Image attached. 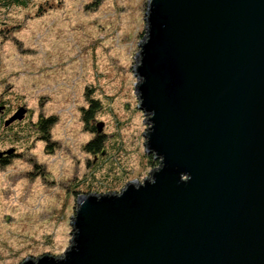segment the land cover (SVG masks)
<instances>
[{"label": "water", "instance_id": "1", "mask_svg": "<svg viewBox=\"0 0 264 264\" xmlns=\"http://www.w3.org/2000/svg\"><path fill=\"white\" fill-rule=\"evenodd\" d=\"M143 22L134 95L157 168L80 195L63 254L19 264H264V0H147Z\"/></svg>", "mask_w": 264, "mask_h": 264}, {"label": "rangeland", "instance_id": "2", "mask_svg": "<svg viewBox=\"0 0 264 264\" xmlns=\"http://www.w3.org/2000/svg\"><path fill=\"white\" fill-rule=\"evenodd\" d=\"M146 3L25 0L0 7V104L11 116L24 109L19 120L27 114L7 130L0 123V158L10 160L0 162V264L62 255L80 195L100 189L98 182L118 192L124 184L109 185L115 176L142 182L157 168L146 158V124L134 95ZM90 100L99 111L86 123ZM41 115L56 118L48 144L33 132ZM98 133L104 150L87 152Z\"/></svg>", "mask_w": 264, "mask_h": 264}, {"label": "trees", "instance_id": "3", "mask_svg": "<svg viewBox=\"0 0 264 264\" xmlns=\"http://www.w3.org/2000/svg\"><path fill=\"white\" fill-rule=\"evenodd\" d=\"M24 1L25 0H0V7H6L7 8L11 5H20V4H23ZM97 104H98L97 100H90L89 107H86L85 109H83L82 118L86 121V123H87V121H92L95 118L97 112L99 111V106ZM10 117L8 119H10ZM15 120H17L18 122H21V121H19V119H15ZM6 121H4V123H2L3 122L2 120L0 121V123H2V126L4 127L5 130H7V129H9V127H11V125L8 126L6 124ZM55 122H56V118L54 116L44 117L41 115L38 117L37 121L33 125V129H34L33 132L36 135H38L41 140H43L45 143L48 144L50 142V129ZM92 129L95 131L96 127L92 126ZM31 132L32 131H29V134ZM17 137H19L18 141H23L25 139L21 135H19ZM26 137H27V135H26ZM28 137H27V139H28ZM104 144H105V137L103 136V134L98 133L92 140H90L85 145V149L87 150V152H90L92 154H101L102 151L104 150ZM46 146H48V145H46ZM117 150H119V149H117ZM117 150H114V151H116V153H117ZM146 158L148 160H151V162H153V160H154L153 156H151V155H146ZM9 161H10L9 159H6V160L2 161L1 163L2 164H8ZM112 184H115V185L124 184L125 185L124 180L120 176L119 177L115 176L113 182L111 181V184H109V185H112ZM106 185H108V184H104L103 182H98V185L95 184V186L99 187V188H100V186H102L104 189H101L102 187L98 190L89 189V190H91V192H89V193H106V192L111 190V189H106ZM113 191H115V190H113Z\"/></svg>", "mask_w": 264, "mask_h": 264}, {"label": "flooded vegetation", "instance_id": "4", "mask_svg": "<svg viewBox=\"0 0 264 264\" xmlns=\"http://www.w3.org/2000/svg\"><path fill=\"white\" fill-rule=\"evenodd\" d=\"M0 116L2 117V119H0V121L1 120L3 121L2 123H4V121H6L11 116L10 113H7L6 114V105L5 104H0ZM26 116H27V114L24 115V118L22 120H19V121H24ZM16 122H18V121L17 120H14L11 124H8V126L13 125ZM6 157L7 156H2L0 158V162L6 160L7 159Z\"/></svg>", "mask_w": 264, "mask_h": 264}]
</instances>
